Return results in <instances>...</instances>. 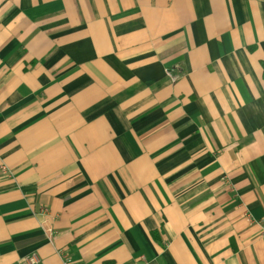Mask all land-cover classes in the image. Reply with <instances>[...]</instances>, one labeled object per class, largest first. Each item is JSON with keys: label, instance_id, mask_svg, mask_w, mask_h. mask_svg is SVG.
<instances>
[{"label": "crops", "instance_id": "obj_1", "mask_svg": "<svg viewBox=\"0 0 264 264\" xmlns=\"http://www.w3.org/2000/svg\"><path fill=\"white\" fill-rule=\"evenodd\" d=\"M257 223L264 0H0V264H264Z\"/></svg>", "mask_w": 264, "mask_h": 264}, {"label": "built area", "instance_id": "obj_2", "mask_svg": "<svg viewBox=\"0 0 264 264\" xmlns=\"http://www.w3.org/2000/svg\"><path fill=\"white\" fill-rule=\"evenodd\" d=\"M5 173H8L7 170L5 168H1ZM249 216V215H247ZM258 224V223H257ZM260 226V230H261V233L264 237V225L263 224H258ZM52 232L49 231L48 234H51ZM23 264H42L39 257L37 256V254L35 252H32L30 253L28 256H26L24 258V261H23ZM64 264H73L72 262L70 261H66Z\"/></svg>", "mask_w": 264, "mask_h": 264}]
</instances>
